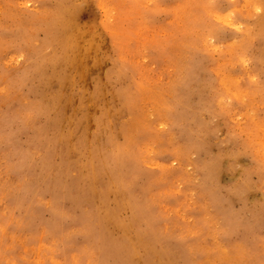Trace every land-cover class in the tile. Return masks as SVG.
Segmentation results:
<instances>
[{"label": "rangeland", "instance_id": "374dc122", "mask_svg": "<svg viewBox=\"0 0 264 264\" xmlns=\"http://www.w3.org/2000/svg\"><path fill=\"white\" fill-rule=\"evenodd\" d=\"M0 264H264V0H0Z\"/></svg>", "mask_w": 264, "mask_h": 264}, {"label": "bare ground", "instance_id": "6f19581e", "mask_svg": "<svg viewBox=\"0 0 264 264\" xmlns=\"http://www.w3.org/2000/svg\"><path fill=\"white\" fill-rule=\"evenodd\" d=\"M31 37V36H30ZM12 98V97H11ZM222 99V98H221ZM108 165V164H107ZM100 198V197H99ZM109 236V235H108ZM129 238V237H128ZM143 243V242H142Z\"/></svg>", "mask_w": 264, "mask_h": 264}]
</instances>
